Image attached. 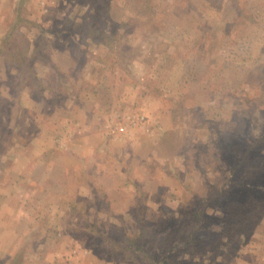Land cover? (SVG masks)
Masks as SVG:
<instances>
[{
    "label": "rangeland",
    "instance_id": "1",
    "mask_svg": "<svg viewBox=\"0 0 264 264\" xmlns=\"http://www.w3.org/2000/svg\"><path fill=\"white\" fill-rule=\"evenodd\" d=\"M1 184L0 264H264V0H0Z\"/></svg>",
    "mask_w": 264,
    "mask_h": 264
},
{
    "label": "crops",
    "instance_id": "2",
    "mask_svg": "<svg viewBox=\"0 0 264 264\" xmlns=\"http://www.w3.org/2000/svg\"><path fill=\"white\" fill-rule=\"evenodd\" d=\"M190 31L192 33H194V34L195 33H199L201 31V27H196V29L195 28L190 29ZM7 190H8V186L2 185V184L0 185V195H1V193H3L2 191L8 192ZM7 204H8V199L5 200V204H2V206H4L1 209L3 212H5L7 210V207H8ZM24 209L25 208H24L23 204H20L19 205V210H16L17 218L12 223L13 227L16 226V229H19L18 227L21 226V220H23V219H25V221H27L28 224H33V225L36 224L35 218H33V217L32 218L20 217V214L26 213ZM15 239L16 238H14V237L12 239L11 238H8L7 235H5L4 231H0V242L2 241V248L3 247H8L9 248V246H10V243L9 242L10 241L12 242V240H15Z\"/></svg>",
    "mask_w": 264,
    "mask_h": 264
}]
</instances>
